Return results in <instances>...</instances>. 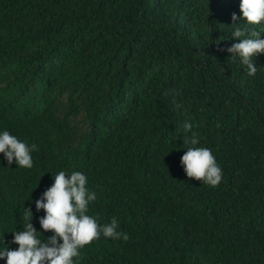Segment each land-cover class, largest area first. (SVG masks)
<instances>
[{
  "label": "trees",
  "instance_id": "obj_1",
  "mask_svg": "<svg viewBox=\"0 0 264 264\" xmlns=\"http://www.w3.org/2000/svg\"><path fill=\"white\" fill-rule=\"evenodd\" d=\"M239 4L0 0V133L37 146L30 169L0 153V250L18 248L24 209L51 238L35 202L79 171L87 214L129 239L101 235L77 264H264V54L250 76L226 51ZM239 23L264 39V23ZM192 133L222 169L215 187L180 163Z\"/></svg>",
  "mask_w": 264,
  "mask_h": 264
},
{
  "label": "clouds",
  "instance_id": "obj_2",
  "mask_svg": "<svg viewBox=\"0 0 264 264\" xmlns=\"http://www.w3.org/2000/svg\"><path fill=\"white\" fill-rule=\"evenodd\" d=\"M238 17L232 14V38L237 40L226 51L231 59L238 56L240 62L248 69V74L254 75L257 71L253 57L264 54V39L260 32L251 31L239 22L246 25H260L264 23V0H240ZM223 71V70H222ZM175 93V90H172ZM174 108L180 104L173 101ZM186 131H191V124L183 125ZM196 133L184 140L187 147L180 163L189 179L203 182L215 187L222 180V169L216 162L211 149L196 147L199 144ZM37 150L33 144L31 148L18 140L8 131L0 133V153L4 155L9 165L15 161L21 168H32L31 152ZM53 184L36 200L37 211L43 210L44 216L39 219L40 227L45 232L54 235L42 242L38 232L29 223L32 218L31 209H24L27 224L22 232L13 231L12 243L18 245L15 250H8L7 246L0 250V259L6 264H77L81 257V249L101 235L112 240L129 239L126 233L119 231V222L113 217L107 224L100 225L97 219L88 215L90 202L97 199L96 193L87 188L88 180L84 173L74 171L66 174L59 171L54 177Z\"/></svg>",
  "mask_w": 264,
  "mask_h": 264
}]
</instances>
